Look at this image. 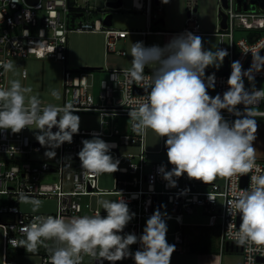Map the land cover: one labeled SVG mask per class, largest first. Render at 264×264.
Returning a JSON list of instances; mask_svg holds the SVG:
<instances>
[{"label":"clouds","instance_id":"obj_1","mask_svg":"<svg viewBox=\"0 0 264 264\" xmlns=\"http://www.w3.org/2000/svg\"><path fill=\"white\" fill-rule=\"evenodd\" d=\"M14 3L19 0H13ZM169 0H161L167 4ZM159 3V0H158ZM3 15H0V21ZM11 23V21H9ZM24 37L30 35L28 29L22 32ZM3 40H0L2 43ZM20 41L13 40L17 47ZM37 46H44L37 41ZM264 42L243 54L251 53V64L244 69L239 60L231 63V73L227 79L228 88L221 95H211L209 89H215V72L206 74V69H219L229 55L227 49L216 51L205 49L203 38L191 31L174 35L163 46L154 44L146 46L143 41L133 42L130 55L132 67L124 76L128 83L143 87L148 93L146 100L127 101L130 107L128 116L133 121V131L144 135L147 129L153 130L165 139L168 163L158 168L168 187H176L177 179L186 174L189 179L210 183L217 176L232 177L250 175L248 189L238 191L226 206L227 212L240 216V225L233 240L238 246L254 245L257 249L264 247V170L256 165L254 141L258 135V113L252 105L264 101V88L255 85L256 74L264 71V56L260 55ZM29 51L35 52L36 48ZM23 51V49H22ZM55 48H48L53 53ZM155 67H152V66ZM0 67L10 71L11 61H0ZM150 74L145 73V68ZM25 78L27 73L24 74ZM247 80L249 87L245 86ZM31 88L22 86L19 80H12L10 87H0V133L18 134L25 128L35 125V139L49 159L57 155L56 149L64 143L71 144L73 136L79 134L81 117L79 109L72 103L62 107L48 105L41 107L37 96H26ZM52 95L58 97L57 92ZM243 105V108H239ZM235 117L225 119L223 111ZM56 129L53 131V129ZM82 147L77 153L81 168L86 173L100 175L119 171V159L111 154L117 147L115 142H108L100 134L93 132L91 139H83ZM189 189L181 191L185 194ZM101 190L98 196L116 195ZM118 200H98L106 212L84 215L65 220L62 216L37 215L20 229L26 239L14 247H23L26 252L36 253L45 241H54L50 248L49 264H82L84 255L101 261L116 264L131 258L134 264H171V257L176 246L167 241L168 225L162 213L156 209L146 220L140 235L124 232L136 213L119 191ZM210 200L213 198L209 197ZM20 201L30 203L33 212L41 206V200L20 193ZM138 244L132 252L130 246Z\"/></svg>","mask_w":264,"mask_h":264},{"label":"built area","instance_id":"obj_2","mask_svg":"<svg viewBox=\"0 0 264 264\" xmlns=\"http://www.w3.org/2000/svg\"><path fill=\"white\" fill-rule=\"evenodd\" d=\"M118 0H107L106 8L101 9L102 17L94 21L88 18L90 14V0H39L36 4H30L27 0H19L14 3L13 0H0V15L3 20L0 21V61H11L13 57L27 58L31 53L38 59L52 58L65 64L63 76V104L72 103L74 108L81 112L98 113L101 117L100 128L80 129L79 134L73 136L71 144L64 143L59 149V158L56 162L25 158L32 153H41V147L37 140H33L26 134L25 128L18 134L8 132L0 133V195L6 196L7 200L0 206V228L4 230V258L3 264H49L50 255L43 254L40 260L36 262H18L10 257L12 251L26 252L23 247H14L13 241L26 239L24 233L20 231L23 225L32 221L37 215L62 216L63 218L72 216H81L84 211L89 215H106L99 208H94L91 197L98 196L97 193L103 190L99 187V175L86 173L80 165L77 153L82 147L83 139H91L92 133L100 134L101 138L108 142H115L117 147L111 152L115 153L119 159V171L115 181V190H103L106 192L117 193L122 191L123 198L129 204L130 210L136 213L134 219L127 225L124 232H134L137 235L142 233L141 219L150 217L156 209L162 213L166 212L165 219H172L177 222V230L174 235L176 242H169L176 246L174 252H191L194 235L187 232V228L196 225L185 224L184 215L197 213L198 210L208 215L209 223L201 225L215 230L219 235L218 255L220 264L222 257L227 251L228 246H233L234 251L243 253L244 264H264V247L259 249L252 246H238L234 240V234L240 225V216H231L226 206L234 198L238 191L248 189L250 186L249 173L243 176L236 175L232 177L217 176L215 180L206 184L199 180L189 179L186 174L177 179L176 187H168V182L163 179L158 168L163 164L160 162L151 163L148 158L149 151L146 148V137L133 131V121L128 116L130 107L127 101L131 98L134 101L143 102L146 100L147 92H137L143 87L135 83H128L124 76L127 69H107L102 67L98 71H107V76L100 79L97 86L94 82H89L88 74L93 71H84L68 67V37L72 32H104L106 35V48L108 53H116L125 56L126 50L121 48L125 42V37L129 33H159L162 30L153 29L155 21L164 17V8L161 0L156 4L155 0H132V8L144 12L151 24L149 30L130 31L114 29L113 25L108 26L104 20L109 10H119L124 7V0L121 7H111L109 2ZM220 1L219 28L213 33L202 30L201 24L197 18V8L191 0L188 8L186 27L183 31L170 32L180 34L185 30L191 31L196 35L204 37L208 34L220 35L222 38H228L229 43H222L219 48L227 49L229 55L225 57L220 70H207L206 74L215 72V89H209L211 95L217 93L223 94L227 90V79L231 73V63L239 60L244 69H247L252 60L251 53L243 54L245 49H251L261 42H264V2H258L249 9H244V3L240 0ZM79 14H81L79 16ZM223 15H226V27H223ZM11 21V23H9ZM28 29L30 35L24 37L22 32ZM245 29L247 36L235 40V31ZM20 41L17 47L12 46V41ZM37 41L44 46L41 50ZM204 46V42H203ZM55 48L53 53H48V48ZM30 48H36L35 52L29 51ZM23 49V51H22ZM260 54L264 56V49ZM227 60V62H226ZM225 64L227 67L222 69ZM27 73L23 69L22 74ZM145 73L150 74V69L145 68ZM257 88H264V71L256 74ZM8 71L0 67V87L7 89ZM249 87L248 83H245ZM45 107V106H41ZM243 108V105H239ZM258 113H264V101L252 105ZM225 119L232 121L235 117L226 110H222ZM120 118L130 119L127 130H122L119 126ZM258 123V130L264 129V116L255 117ZM166 138H162L165 143ZM127 148L128 151H122ZM130 148V150H129ZM167 151L166 147L164 146ZM256 165L264 170V161L256 160ZM167 170L173 166L163 164ZM53 173L57 180L49 183L45 181L44 176ZM244 176H247L246 181ZM70 183V189H65L64 182ZM245 181V182H243ZM189 189L185 194L180 195L181 191ZM24 193L28 196H54L57 199V209L55 213L36 214L22 212L19 206L14 202L15 199ZM88 197V198H86ZM209 197L213 198L210 200ZM45 246L41 248H52L54 241H45ZM139 248L138 244L130 246L132 252ZM38 249V251H39ZM230 252V251H228ZM28 254H34L29 253ZM82 264H110L108 261H101V258L90 257L82 254ZM120 261L116 262L119 264ZM126 264H134L131 258L125 259Z\"/></svg>","mask_w":264,"mask_h":264},{"label":"rangeland","instance_id":"obj_3","mask_svg":"<svg viewBox=\"0 0 264 264\" xmlns=\"http://www.w3.org/2000/svg\"><path fill=\"white\" fill-rule=\"evenodd\" d=\"M114 1V0H111ZM240 1V0H237ZM244 3V9H249L256 5L258 2L262 3L264 0H241ZM107 0H90V14L88 18L94 21L96 18L102 17L100 11L106 8ZM197 5V18L201 24L202 30L208 33H213L219 28L220 17V1L219 0H194ZM164 8L165 25L158 24L154 26L155 30H162L159 33H149L143 35L141 33H129L125 37V42L121 44V48L126 50V55H118L116 53H108L106 48V35L104 32H72L68 37V67L72 69H79L82 66H99L107 69H130L132 67V57L130 55L133 42L143 41L146 46L154 44L163 46L166 44L174 33L183 31L186 27V19L188 8L190 6L189 0H169L167 4L161 3ZM113 12V28L130 31H144L149 30L150 23L144 12L134 10L132 8V0H124V7L120 10H109ZM151 28V27H150ZM264 34V30L260 31ZM248 31L245 29H237L235 31V40L247 36ZM203 38L204 48L216 51L222 43H229L228 38H222L220 35L208 34ZM13 69L8 71V86L12 80H19L24 87L31 88V92L26 96H37L41 102V106H61L63 104V76L65 64L61 61H56L52 58L38 59L31 53L29 57H13L11 59ZM152 67H155L154 65ZM148 68V67H147ZM221 68V67H220ZM220 68L218 70H220ZM26 69L27 77L23 76L22 71ZM207 70H217L213 67L207 68ZM107 76V71H93L88 74L89 82H94L95 86L98 85L100 79ZM245 83H248L245 80ZM260 82L255 81V85ZM57 92L59 95L55 97L52 92ZM81 117L80 129H92L100 128L101 117L98 113L93 112H81L77 113ZM119 126L122 130H127L130 124V119L120 118ZM35 125L32 129H27L28 134L33 140L35 139ZM146 148L149 151L148 158L151 163L160 162L163 164H169L167 158V151L164 146L165 143L162 138L159 137L153 130H146ZM256 160L264 161V129L258 130L256 141H254ZM59 149H56V157L49 159L44 155L46 148L43 147L41 153H32L26 157V160L35 158L40 161L45 160L49 162H56L59 158ZM130 150V148H129ZM122 151H128L127 148H123ZM114 158L117 159L115 153L111 152ZM117 172L115 173H103L99 175V187L103 190H115V181ZM45 181L52 183L57 180L56 175L53 173L45 175ZM65 189H70V183L64 182ZM35 197L41 200V206L37 212L32 211V205L30 203H24L20 201V196L15 199V203L19 206L20 210L25 213L36 214H48L55 213L57 209V199L54 196H29ZM88 198V197H86ZM118 200V195H105V196H92L91 202L94 208H99L102 212V206L98 204V200ZM7 200L6 196L0 195V206ZM106 213V212H105ZM89 215L88 211H84L81 216ZM74 217H66L65 220H71ZM148 217L141 219V228L143 230ZM185 224L188 225H207L209 223L208 215L198 210L197 213L185 214ZM168 225L167 241L176 242V236L174 235L177 230V222L172 219H166ZM196 233L198 230H195ZM4 230L0 228V264H3L4 258ZM219 235H216V246L218 245ZM50 248H41L34 254H28L26 252L12 251L10 257L14 258L18 262H36L40 260L41 255H50ZM218 250V249H217ZM220 258L218 254L187 252L180 253L174 252L171 257V264H220ZM119 264H126L125 260L120 261ZM222 264H244L243 253L241 251H226L222 257Z\"/></svg>","mask_w":264,"mask_h":264},{"label":"trees","instance_id":"obj_4","mask_svg":"<svg viewBox=\"0 0 264 264\" xmlns=\"http://www.w3.org/2000/svg\"><path fill=\"white\" fill-rule=\"evenodd\" d=\"M195 230H198L196 233ZM187 232L194 235V239L191 245L193 252L218 254L216 246V232L214 229L196 225L192 228H187Z\"/></svg>","mask_w":264,"mask_h":264},{"label":"water","instance_id":"obj_5","mask_svg":"<svg viewBox=\"0 0 264 264\" xmlns=\"http://www.w3.org/2000/svg\"><path fill=\"white\" fill-rule=\"evenodd\" d=\"M27 1L30 4H36L39 0H27ZM122 4H123V0H118L116 2H109L108 3V5L111 6V7H121ZM156 4H158V0H156ZM224 4L227 5V0H224ZM80 15L81 14H79V16ZM113 16H114L113 12H109V13L106 14V17H105V20H104L106 25H108V26H112L113 25ZM226 19H227L226 15H223V21H222L223 27H226ZM154 24L155 25H158V24L165 25L164 17L159 19V20H157V21H155ZM260 55H262V54H260ZM226 62H227V60H226ZM226 67H227V64H225V66L222 69H224ZM80 69L84 70V71H98V70H101L102 67H99V66H82V67H80ZM206 72H207V70H206ZM212 72H214V71H212ZM137 92H145V91H144V89H142V90H137ZM55 130L56 129L54 128L53 131H55ZM246 178H247V176H244V180L245 181H246ZM245 181H243V182H245ZM227 251H234V247L233 246H231V247L228 246L227 247ZM236 251H238V248L236 249Z\"/></svg>","mask_w":264,"mask_h":264},{"label":"crops","instance_id":"obj_6","mask_svg":"<svg viewBox=\"0 0 264 264\" xmlns=\"http://www.w3.org/2000/svg\"><path fill=\"white\" fill-rule=\"evenodd\" d=\"M155 2H156V0H155ZM189 2L191 3V0H189ZM193 2H194V0H193ZM195 4V3H194ZM196 5V4H195ZM196 8H197V5H196ZM120 10V9H119ZM198 10V9H197Z\"/></svg>","mask_w":264,"mask_h":264}]
</instances>
